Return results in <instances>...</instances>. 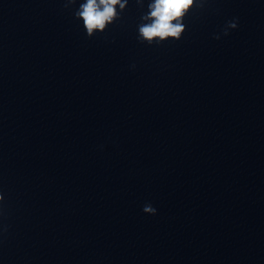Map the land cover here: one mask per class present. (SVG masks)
I'll list each match as a JSON object with an SVG mask.
<instances>
[{"label": "water", "instance_id": "1", "mask_svg": "<svg viewBox=\"0 0 264 264\" xmlns=\"http://www.w3.org/2000/svg\"><path fill=\"white\" fill-rule=\"evenodd\" d=\"M81 2L0 0V264H264V0Z\"/></svg>", "mask_w": 264, "mask_h": 264}, {"label": "clouds", "instance_id": "2", "mask_svg": "<svg viewBox=\"0 0 264 264\" xmlns=\"http://www.w3.org/2000/svg\"><path fill=\"white\" fill-rule=\"evenodd\" d=\"M76 0H66L65 7L74 4ZM129 0H84L75 10L74 15L83 21V26L89 37L96 32H103L109 24L114 23L121 17ZM206 0H149L148 11L141 16L138 25V39L141 42L161 43L169 38L180 39L185 31L184 18L194 7H203ZM140 7H143L144 0H135ZM235 20L227 22L223 34H228V29L236 28ZM219 39V35L215 37ZM0 199H3L0 196ZM143 211L151 214L156 209L150 204L146 205Z\"/></svg>", "mask_w": 264, "mask_h": 264}]
</instances>
